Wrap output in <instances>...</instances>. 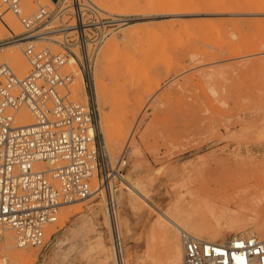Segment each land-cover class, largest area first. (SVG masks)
Returning a JSON list of instances; mask_svg holds the SVG:
<instances>
[{"label":"rangeland","instance_id":"374dc122","mask_svg":"<svg viewBox=\"0 0 264 264\" xmlns=\"http://www.w3.org/2000/svg\"><path fill=\"white\" fill-rule=\"evenodd\" d=\"M88 1L129 18L98 47L90 74L101 75L105 86L99 103L93 84L91 95L102 130L106 120L109 125L101 133L114 162V171L108 172L118 204L122 253L115 247L112 224L104 219L108 191L68 204L71 213L64 226L62 207L51 226L60 230L50 237L46 233L44 245L23 250L38 254L33 264H123V254L132 264H172L167 239L154 227L163 218L161 211L176 203L192 207L205 197L219 205L233 200V211L244 194L264 191V0ZM22 5L31 14L52 1L22 0ZM11 35L5 33L1 40ZM35 44L64 52L53 40ZM19 51L23 53L22 47ZM1 53L0 59L16 69ZM77 88L75 82L73 98L87 103ZM135 147L141 156L133 152ZM119 174L139 183L143 194L133 192ZM96 205L101 214L93 219L94 230L57 242L79 219L92 217ZM7 232L15 234L6 228L2 236ZM99 236L107 252L96 248ZM2 250L0 239V264Z\"/></svg>","mask_w":264,"mask_h":264},{"label":"built area","instance_id":"2783aa9c","mask_svg":"<svg viewBox=\"0 0 264 264\" xmlns=\"http://www.w3.org/2000/svg\"><path fill=\"white\" fill-rule=\"evenodd\" d=\"M51 1L52 6L25 14L22 0H0V15L8 9L24 29L1 40L0 46L23 42L31 66L20 77L0 60V239L3 229L11 227L21 247L44 245L47 228L58 222L64 205L89 198L96 190L108 191L105 201L120 253L118 204L108 172L114 171V162L99 130L93 95L87 103L73 98L75 76L69 62L74 58L90 75L98 47L129 18L88 0ZM46 40L64 52L35 44ZM22 108L30 110L34 122H17ZM181 239L184 264H264V238L257 235H237L222 243L183 230Z\"/></svg>","mask_w":264,"mask_h":264},{"label":"bare ground","instance_id":"6f19581e","mask_svg":"<svg viewBox=\"0 0 264 264\" xmlns=\"http://www.w3.org/2000/svg\"><path fill=\"white\" fill-rule=\"evenodd\" d=\"M29 1L39 2L41 0H29ZM4 10L5 9L2 10V14L0 15V40L3 39V36L5 35V33L13 32V34H17L21 32L22 30L21 25L19 24V21H18L19 19L17 20L18 17L15 14L14 15L13 14L4 15L5 13H7ZM23 45H25L23 42H19L18 44H14L11 46H7V45L0 46V52H3L1 54L5 55V57L11 60L12 64L16 67L17 70L6 59L4 61H7L15 69V71L20 77H23L20 75V73H22L23 75H27L31 71L30 63L28 62V59L26 58L23 52ZM21 47H22L23 53L19 51ZM1 58L4 59V57H1ZM3 59H0V60H3ZM69 63L71 66V70L75 76L74 78H75L76 85H78L76 92L79 94V96L82 97L85 101L87 100V102L89 98H91L92 95L94 94H95V98L98 101V103L102 99H104L105 98V86H104L103 80L100 77L101 75L99 76V74H96L91 77L85 71H83V69H81V67L78 65L77 61L74 58H70ZM75 67L79 69H76ZM18 71L20 73H18ZM92 84L94 86V94L91 95ZM17 122L19 124H31L32 122H34L33 114L30 112L28 108H22L17 113ZM98 124H99L100 131L102 132L103 131L105 132V130L107 132L109 131L108 120L104 122L105 130H102L103 129L102 120H99ZM112 132H114V130L113 131L111 130L110 133ZM104 138H105V135H104ZM133 152L136 155L141 156V150L138 147H135L133 149ZM117 177L120 180H124L125 183L127 182L128 187L133 192L143 194L140 191L142 188L140 189L139 186H137L139 183L134 184L133 182L132 183L129 182V180L125 181V177L120 174ZM97 192L98 190H96L94 194H96ZM86 199H82V200H86ZM77 201H80V200H77ZM77 201H74V202H77ZM74 202L72 203L74 204ZM232 202L233 200L227 199L226 202H224L222 205H219L216 202L208 201V199L205 197V198L194 200L192 207H187L183 203H176V204L170 205L167 208V210L160 212L161 214L160 216L163 218L158 219L154 227L157 228L158 232L163 233L167 239L166 241L168 242L170 246V250H171L170 258H171L172 264H184V246L183 244L181 245L179 243V233H178L179 231L181 232L185 230L193 234L197 238L211 241V242H222L220 239L229 233L230 234L236 233V236L237 235H243V236L257 235L260 238H264V191L257 192L254 195H251L250 193L244 194L242 197H240V201H238L233 211L231 210ZM68 206H69L68 204L63 206V208L65 209H64V214L61 217V223H60L61 226H64L66 218L69 217L71 213V209L66 208ZM96 206L97 207H93L91 209L92 217H87V218L83 217L82 219H79L75 226L70 228L63 236L58 237L57 242L63 243L67 239H76L80 235L84 234V230L86 229L94 230L95 222L93 219H96V218L99 219V215L101 214V209H99L100 207H98V205ZM102 212H103V209H102ZM244 216H248L247 219H245ZM105 217L106 218L104 219H106V225H109V223L111 225L112 218L109 212L107 211V208H106ZM126 220L128 219L126 218ZM127 223L128 222H126V224ZM51 226H48V229H47V235H49V237L53 233L60 230V229H56L54 226L53 227ZM6 228H11V227H5L4 229ZM127 231L129 230L127 229ZM15 238H16V234L12 232H7L3 236H1V239H3V250L2 251L4 253V256L1 260V264H29V263L33 264V262L37 259L38 254L35 252H27L23 250V248H25L26 246L21 247L18 244L17 240L15 241ZM15 242L17 244H15ZM19 247L20 249H18ZM96 248H104V251L107 250L102 236L98 237ZM109 252L110 250L108 248V253ZM121 253H122V250H121ZM122 256H123L122 260L124 262L123 264H132L131 261H128V259L124 257V254ZM128 258L132 259L130 258V256ZM134 258L133 260H135ZM139 261L140 260H138L137 262Z\"/></svg>","mask_w":264,"mask_h":264}]
</instances>
